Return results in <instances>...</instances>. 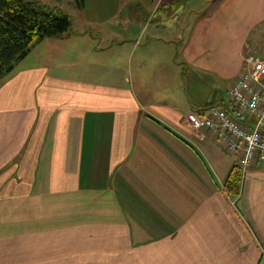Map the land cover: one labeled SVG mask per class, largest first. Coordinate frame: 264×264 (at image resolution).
<instances>
[{"label":"crops","instance_id":"obj_1","mask_svg":"<svg viewBox=\"0 0 264 264\" xmlns=\"http://www.w3.org/2000/svg\"><path fill=\"white\" fill-rule=\"evenodd\" d=\"M113 1L0 84V264H261L264 165L230 196L189 119L234 109L264 0Z\"/></svg>","mask_w":264,"mask_h":264},{"label":"built area","instance_id":"obj_2","mask_svg":"<svg viewBox=\"0 0 264 264\" xmlns=\"http://www.w3.org/2000/svg\"><path fill=\"white\" fill-rule=\"evenodd\" d=\"M230 94L235 105L232 111L213 106L190 117L189 126L207 129L225 149L239 153L243 174L253 165H264V56L246 55V68Z\"/></svg>","mask_w":264,"mask_h":264},{"label":"trees","instance_id":"obj_3","mask_svg":"<svg viewBox=\"0 0 264 264\" xmlns=\"http://www.w3.org/2000/svg\"><path fill=\"white\" fill-rule=\"evenodd\" d=\"M68 14L48 9L41 0H0V84L34 46L71 28ZM242 170L235 166L225 182L230 196L241 191Z\"/></svg>","mask_w":264,"mask_h":264},{"label":"rangeland","instance_id":"obj_4","mask_svg":"<svg viewBox=\"0 0 264 264\" xmlns=\"http://www.w3.org/2000/svg\"><path fill=\"white\" fill-rule=\"evenodd\" d=\"M43 4L48 8V9H54L57 10L58 12H63L65 14H68L72 20V28H82L84 26L87 13L85 10L81 11L78 7L77 0H41ZM79 3H82V0H78ZM215 1V0H213ZM123 3V2H122ZM117 5L116 0L112 2L111 6ZM91 5L88 3V8H90ZM264 27V22L259 25V28H257V31H260V28ZM38 45V44H37ZM36 45V46H37ZM34 46L32 50L36 47ZM31 50V51H32ZM256 55H261L264 56V54L260 53H254ZM24 59V58H23ZM22 59V60H23Z\"/></svg>","mask_w":264,"mask_h":264}]
</instances>
